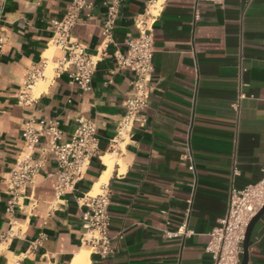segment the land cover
<instances>
[{"label":"crops","instance_id":"0c3cea01","mask_svg":"<svg viewBox=\"0 0 264 264\" xmlns=\"http://www.w3.org/2000/svg\"><path fill=\"white\" fill-rule=\"evenodd\" d=\"M88 1L72 34L95 54L106 0ZM150 1H122L113 43L101 46L89 91L61 73L23 105L18 95L27 72L45 56L51 62L64 56L49 40L52 21L63 17L71 0H0V230L8 227L4 177L23 148L25 124L55 121L63 143L79 118L88 119L97 128L100 154L74 190L58 198L55 180L48 177L55 162L46 164L13 209L21 234L0 244V264L72 263L85 247L80 200L106 170L105 154L125 161V169L116 164L104 184L110 191L108 233L112 238L121 233L122 239L110 258L89 253L90 264H211L204 248L226 212L230 189L261 179L264 0H166L152 27L147 123L135 125L128 140L113 143L132 80L114 54L124 53L125 42L137 36L134 19ZM180 227L190 233L166 236ZM247 253V264H264V218L252 230Z\"/></svg>","mask_w":264,"mask_h":264},{"label":"built area","instance_id":"2783aa9c","mask_svg":"<svg viewBox=\"0 0 264 264\" xmlns=\"http://www.w3.org/2000/svg\"><path fill=\"white\" fill-rule=\"evenodd\" d=\"M123 0H106L105 19L100 27L101 44L95 54H89L85 45L72 34V29L79 23L81 13L90 8L88 0H71L65 14L60 20H53L49 45L64 52V56L51 62L53 68L51 81L55 76L66 73L69 83L82 92L90 90L91 80L100 62V48L113 43V30ZM166 0H151L144 12L134 19L137 36L125 42V52L114 54L117 67L131 73V92L123 102L124 115L118 123L113 143L128 140L133 135L135 125L144 127L147 123L143 114L148 105L153 75L154 41L152 27L161 16ZM222 0H217L220 3ZM252 1V0H247ZM196 18V16H195ZM49 60L29 70L25 76L23 88L18 95L21 104L27 105L34 98L32 88L38 81L46 80L45 71ZM243 95L239 92L235 109ZM95 123L79 118L68 141H62V132L55 121L46 125H35L29 122L23 129V148L15 159L10 170L5 174V189L9 196L5 213L8 219L6 230H0V244L11 241L21 234L20 225L12 217L13 209L18 200L36 183V177L49 161L55 162V169L48 174L54 178V195L56 198L72 192L81 181L93 158H99V143ZM40 139L44 143L39 145ZM191 161L190 171H194ZM186 158V159H187ZM81 201L82 212V244L91 249V254L99 259H107L115 253V242L122 239L121 233L109 236L110 218L108 206L110 191L101 185L94 195L91 190ZM264 207V169L262 177L254 184L241 190L231 188L227 196V208L218 225L209 233L204 248L211 258V264H240L242 244L251 220ZM264 218V214L262 216ZM184 227L175 232L167 233L169 238L189 234Z\"/></svg>","mask_w":264,"mask_h":264},{"label":"bare ground","instance_id":"6f19581e","mask_svg":"<svg viewBox=\"0 0 264 264\" xmlns=\"http://www.w3.org/2000/svg\"><path fill=\"white\" fill-rule=\"evenodd\" d=\"M47 53L46 55H48ZM46 58L48 56H45ZM48 69V68H47ZM46 69V70H47ZM46 72V71H45ZM47 73V72H46ZM46 80L44 81H38L36 85L32 88V91L35 95L39 94L40 92L44 91L47 88L48 83L51 81L52 74L48 73L46 74ZM51 74V75H49ZM103 165L106 167V170L100 175L98 182L93 186L91 190V194L94 195L97 193L99 187L101 185H104L107 183L108 178L110 177V174L112 173L114 166L117 164L120 166V171H123L125 169V161L121 159H116L114 155L112 154H105L101 157ZM91 252V249L84 247L79 254L75 256L71 264H90L89 262V253Z\"/></svg>","mask_w":264,"mask_h":264},{"label":"water","instance_id":"95a60500","mask_svg":"<svg viewBox=\"0 0 264 264\" xmlns=\"http://www.w3.org/2000/svg\"><path fill=\"white\" fill-rule=\"evenodd\" d=\"M263 214H264V207L256 214V216L251 220V222L248 225V228L245 234V239L242 244L243 252H242L240 264H247V260H248L247 247H248V243L250 240V236H251L254 226L262 219Z\"/></svg>","mask_w":264,"mask_h":264},{"label":"rangeland","instance_id":"374dc122","mask_svg":"<svg viewBox=\"0 0 264 264\" xmlns=\"http://www.w3.org/2000/svg\"><path fill=\"white\" fill-rule=\"evenodd\" d=\"M51 51H52V49H51ZM49 60V64H48V69L46 70V74H48V73H51L52 74V72H51V70H52V68H53V65L51 64V60H50V58L48 59ZM51 74H49V75H51ZM98 192V191H97Z\"/></svg>","mask_w":264,"mask_h":264}]
</instances>
